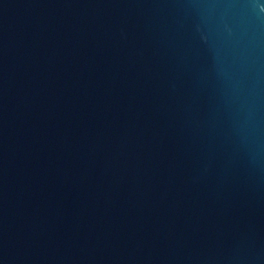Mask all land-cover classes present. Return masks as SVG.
Instances as JSON below:
<instances>
[{
    "label": "water",
    "instance_id": "water-1",
    "mask_svg": "<svg viewBox=\"0 0 264 264\" xmlns=\"http://www.w3.org/2000/svg\"><path fill=\"white\" fill-rule=\"evenodd\" d=\"M0 264H264V0H0Z\"/></svg>",
    "mask_w": 264,
    "mask_h": 264
}]
</instances>
